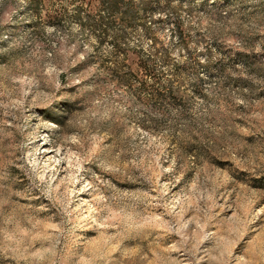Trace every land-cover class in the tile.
Wrapping results in <instances>:
<instances>
[{
	"label": "rangeland",
	"instance_id": "1",
	"mask_svg": "<svg viewBox=\"0 0 264 264\" xmlns=\"http://www.w3.org/2000/svg\"><path fill=\"white\" fill-rule=\"evenodd\" d=\"M118 1L0 0V264H264V0Z\"/></svg>",
	"mask_w": 264,
	"mask_h": 264
},
{
	"label": "trees",
	"instance_id": "2",
	"mask_svg": "<svg viewBox=\"0 0 264 264\" xmlns=\"http://www.w3.org/2000/svg\"><path fill=\"white\" fill-rule=\"evenodd\" d=\"M31 1L32 3L35 2V0H31ZM71 1L73 2L74 0ZM93 1L94 0H81L80 4H73L74 5L73 18L77 23H80L81 25H88L94 31H98L99 33L108 31L110 29L111 27L110 16L115 14L116 15L121 14V20L125 22L127 21L129 14L131 13L132 8L130 4L125 6H120V2L118 0H103L102 1L103 3H101V8H104L105 10V13L104 14L102 13L103 15L100 13L99 17H96L94 13L88 12L85 18H83L81 14V9L83 8L82 3L86 2L87 4L91 5ZM5 31H6L5 35H11L15 33V28L7 27ZM143 69L146 71L147 66H143Z\"/></svg>",
	"mask_w": 264,
	"mask_h": 264
},
{
	"label": "bare ground",
	"instance_id": "3",
	"mask_svg": "<svg viewBox=\"0 0 264 264\" xmlns=\"http://www.w3.org/2000/svg\"><path fill=\"white\" fill-rule=\"evenodd\" d=\"M43 152H48V151L46 149H44Z\"/></svg>",
	"mask_w": 264,
	"mask_h": 264
}]
</instances>
